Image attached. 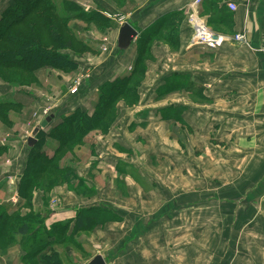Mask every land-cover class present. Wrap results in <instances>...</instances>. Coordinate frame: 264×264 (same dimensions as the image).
I'll return each mask as SVG.
<instances>
[{"label": "crops", "instance_id": "0c3cea01", "mask_svg": "<svg viewBox=\"0 0 264 264\" xmlns=\"http://www.w3.org/2000/svg\"><path fill=\"white\" fill-rule=\"evenodd\" d=\"M194 2L136 0V6L125 15V21L138 33L167 15L173 19L172 15L183 11L184 18L178 26L176 48L164 40L154 42L151 50L155 57L147 63L139 102L122 110V117L109 132V153L105 156L97 152L99 163L95 162L93 169L88 167L98 173L110 170L116 181L126 178L131 199L134 197L143 203L150 199L144 204L130 203L129 208L120 204L112 207L90 205L104 207L120 217L111 221L120 229V235L114 239L115 247L106 253L99 252L108 264H264V53L261 52L264 0L201 1L199 12L216 32L229 36L246 32L249 40L248 44L228 41L217 50L190 47L191 29L185 18ZM230 3L236 4V10L230 9ZM126 51L127 58L120 63L119 75L132 69L137 58V43ZM46 69H41L39 74L45 75ZM175 74L188 76L196 87L170 89L166 93L162 89L165 79ZM103 82H99L97 91ZM10 91L0 85V101L6 95L25 106L33 104L28 95ZM84 105L79 103L74 108H84ZM169 107L176 116L165 118L162 111ZM57 118L56 115L52 123ZM51 140L47 141L48 145L55 148L57 144ZM194 143L201 144L206 162L212 165L214 160L212 167L217 169L211 170L212 174L220 173L224 178L236 172L240 174L241 191L237 200L226 196L230 192L226 188L230 182L199 185V176L206 173V168H199L191 155L184 154L186 149H182ZM136 149L142 152L141 161L129 156L130 151L133 153ZM154 161L173 163L182 176L189 177L191 186L185 189L178 186L176 199L170 198L161 184L158 189L155 187L153 180L158 175L149 167ZM136 177L141 184L136 183ZM143 178L147 179L143 182ZM201 190L215 199L223 195L224 203L245 205L242 209L244 225L233 232L239 240L231 244L220 239L228 235L223 230L202 229V217L214 227L223 218L217 212L206 216L194 198L186 199L187 194L199 196ZM158 199V202L151 201ZM76 209L53 210L46 225L49 227L64 220L74 222ZM102 230H96L98 236ZM212 236L215 237L214 246L208 240ZM226 245H230V249L225 250ZM92 258L82 264H88ZM1 259L0 264H7Z\"/></svg>", "mask_w": 264, "mask_h": 264}, {"label": "rangeland", "instance_id": "374dc122", "mask_svg": "<svg viewBox=\"0 0 264 264\" xmlns=\"http://www.w3.org/2000/svg\"><path fill=\"white\" fill-rule=\"evenodd\" d=\"M10 1L11 0H0V12L9 5ZM53 1L56 2L57 11L60 14L57 16V12L55 13V11H53L55 17L53 20L54 23H63V17H67V15H71L74 12L76 13L79 8L84 12L102 8L109 13V16H114V18L112 17L113 24L110 26H99L85 20L83 17L79 18L72 16L67 19V21H64L66 22L63 24L66 28L65 31L63 29L65 36H61L62 41H60L57 36L52 37V28L49 30L44 26L42 21H38L40 38L44 44L49 47H55L59 49L62 54L69 56L76 62V67H72L68 71L48 68V70H45V75H41L39 71L46 68L42 67L38 71L37 77L29 73H21L20 71L14 70L0 71V85L3 88L6 90L10 89L12 93L14 91H17V93L20 92L21 94L24 93L23 95H28L27 98L33 103L30 106H25L23 103V107H13L9 109L8 117L10 122L0 118V144L8 146L5 152L0 153V183H4L0 191V203L11 206H15L20 200L18 184L19 179L23 176L27 162L29 161L31 149L28 145V137L32 135L34 128L40 126L42 121L51 115L58 116L57 122L61 120L63 115L70 114L76 109H85L91 114L98 102L99 90L97 91L96 88H98L99 82H103V79L105 80L104 82H106L109 78L117 74L120 76V63L127 58V51H120L118 48L117 40L120 33L119 27H121L126 20L125 15L130 13L133 6H136V0ZM71 3L79 8H76V10L70 9L68 4ZM70 27L76 33V37L80 40L83 39L92 49L83 44V42L79 44L74 39L75 35H72V31L69 29ZM163 31L165 32L166 29ZM70 37L73 38L71 46L67 45L68 47H66ZM135 40L133 41V45L137 43ZM158 40L163 39L157 38L154 42ZM154 57L155 56L151 53L146 61V72L142 79V83L147 75V63L153 60ZM138 77L139 76H136V79ZM142 83L140 84L141 86ZM77 87H79V90L73 93V90L77 89ZM16 98L24 99V96L16 95ZM8 99L9 97L5 95L3 100ZM138 102L128 98L119 99L114 106L115 117L109 126L92 130L85 137L83 143L67 148V150L58 157V159H60L61 168H66V172H68L66 177H62V175L65 174L64 169L63 173L59 170L51 169L48 174H45L43 177L46 180L44 188L34 189L31 198L32 206L30 205L22 208L21 214L31 215L39 212L43 217L46 216L47 221L53 210L58 212L59 210L73 207L79 210L92 207L90 205L98 206L101 204L107 205L108 207L120 204L125 206V208H129L130 203L142 204L143 202L137 201L138 199L134 197L131 199V197H129V185H127L125 181L126 178H119V181H116V179L114 180L111 176L113 172L110 170L100 173L94 170H88L89 166L92 168L94 163L98 162L96 158L100 156L97 155V152L101 151L100 154L105 156L109 153L110 143L107 141L109 132L113 124L118 122L122 117V110L127 109V106L134 107ZM79 103H85L84 108H74L75 105ZM52 122L53 121H51L50 124ZM56 122L51 125L48 124L42 129L48 131L49 125L52 127ZM40 136L41 135L36 136L37 139H41L39 141V150H44L47 156H52L55 148L48 145L47 141L50 138L46 139L44 136ZM53 142L55 143V141ZM182 149H186L184 154L188 156L191 155L193 162L199 168L200 166L206 168V173L199 176V185L206 187L207 183L211 182H230L229 186L226 187L227 189L229 188L228 190H230V192L226 196H231L233 200H237L241 191L239 190V181L241 178L239 173L236 172L234 173L235 175H230L226 178L220 173L212 174L211 170L215 168L212 167L215 165L214 160L213 163L210 161L212 165L206 162L205 152L201 144H187L182 146ZM129 156H133L134 159L139 161L143 158L140 149L134 150L133 153L130 151ZM196 156L197 159L195 160ZM121 164L124 163L121 162ZM145 166L147 167V165ZM149 167L156 176L158 175L157 179L153 180L156 184L155 187L158 189L161 184L163 189L169 192L170 198L173 196V198L176 199L175 195L178 192V186H183L184 189L185 186H191L189 177L186 175L182 176L181 171L174 167L173 163L169 164L168 162L154 161L152 164L149 163ZM210 178L212 179L211 181ZM146 179L143 178L141 181L144 182ZM135 181L137 184L140 183L139 177H136ZM203 186H201V188ZM190 196L191 194L185 195L186 199L194 198L196 202H198L197 204L200 205L203 214L209 216L211 212H217L218 216L223 218L222 221H218L216 227H214L206 217H202L201 225L203 226V230H212L214 232H216L217 229L219 231L223 230L224 233L228 235L225 234L227 236L220 239L228 241L231 244L240 239H238L237 235L234 236L233 232L235 230L236 233L238 230L242 229L244 225L242 216L243 206L245 207L244 204L224 203L223 195L217 196V199H215L216 197L210 196L206 190H201L199 196ZM221 197L222 199H219ZM148 200L150 201L148 198L145 202H148ZM151 201L158 202L159 199ZM203 214L202 216H204ZM112 215L115 216L113 213ZM107 216L110 215L108 214ZM118 226L119 225H112L111 221H106L102 225H97L96 227L88 229V231H79L74 235L71 241L52 245L47 249V253H51L52 249H54L57 251L63 264H82L90 257L94 258L99 252L106 253L108 249L115 247L114 239L120 235ZM99 228H103L102 232L99 231L101 236H98L96 232ZM123 230L125 231L126 229L124 228ZM28 237H22L20 241L14 246L4 250L3 253L0 251L1 261L3 262L6 260L7 264H39L38 260L26 261L23 259V254L25 253L24 244H26V241L32 244L31 239L29 240ZM61 237L63 238L64 235ZM214 238L215 237L212 236L211 239H208L211 241V244L215 242ZM229 246L230 245H226L225 250L230 249Z\"/></svg>", "mask_w": 264, "mask_h": 264}, {"label": "trees", "instance_id": "16d2710c", "mask_svg": "<svg viewBox=\"0 0 264 264\" xmlns=\"http://www.w3.org/2000/svg\"><path fill=\"white\" fill-rule=\"evenodd\" d=\"M68 7L74 10L79 8L72 3L68 4ZM79 9L76 13L61 17L63 23L60 24L59 22H53L55 18L53 11L57 12V16L59 14L57 4L53 0H11L9 5L0 12V71L14 70L37 77V73L42 67L57 68L64 71L76 67V62L69 56L62 54L55 47H49L44 44L40 38L38 21H42L49 30L52 28V37L57 36L60 41H62L61 36H65L64 31L66 28L63 24L66 22L64 21H67L72 16L83 17L85 20L99 26H110L113 24L114 16H109V13L102 8L88 12H84L81 9L80 11ZM183 14V11L176 13L172 15L173 19L167 15L149 29L139 33L136 41L137 58L132 69L125 75L117 76L99 85L98 102L91 114L85 109H76L70 114L63 115L60 121H57L56 124L49 128L48 132L44 131V129L40 130L38 133V135H41L40 137L44 136L46 139H52L57 146L54 149V154L47 156L44 150H39V141L41 139H37L34 146L29 145L31 149L29 161L18 184L20 200L15 206L0 203L1 253L14 246L22 237L29 236L28 239H31L32 244L27 241L24 244L25 253L23 254V259L26 261L38 260L39 264H63L56 250L52 249L51 253H47V249L55 243L71 241L79 231H88V229L102 225L106 221L120 219L117 214L115 216L112 215V211L104 207H91L77 210L74 222L73 220H64L48 227L46 225V216L43 217L41 213L22 215L21 211L25 206H32L31 198L34 189L44 188L46 180L43 177L51 169L59 170L61 173H63L64 169L65 174L62 177H66L68 172H66V168H61L58 157L67 148L83 143L85 137L92 130L109 126L115 117L114 106L119 99L128 98L135 102L139 101L140 84L146 72V61L152 53L151 49L154 40L162 38L164 41L169 42L171 46L176 47L179 37L178 26L184 18ZM185 22L187 27H189L187 15ZM69 29L72 31V35H75L74 39L79 44L83 42V44L92 49L83 39L80 40L76 37V33L71 27ZM164 29H168L167 34H164ZM72 40L73 38L70 37L66 47H68L67 45L71 46ZM136 76L139 77L136 79ZM164 84L162 89L166 93L170 89L188 88L192 90L196 87L188 76H179L178 74L168 76ZM23 106L24 104L16 99L0 101V118L10 122L8 110L13 107ZM162 113L165 118L176 116V113L172 112L170 107L163 110ZM7 149L8 146L0 144V153L5 152ZM3 186L4 183L1 182L0 191ZM108 214L110 216H107ZM62 235H64L63 238L61 237Z\"/></svg>", "mask_w": 264, "mask_h": 264}, {"label": "built area", "instance_id": "2783aa9c", "mask_svg": "<svg viewBox=\"0 0 264 264\" xmlns=\"http://www.w3.org/2000/svg\"><path fill=\"white\" fill-rule=\"evenodd\" d=\"M201 1L202 0H195V2L191 5V10L187 15V23L191 29L190 47L200 46L208 50H217L221 48L225 42L228 41H232L237 44L249 43L246 32H238L237 34L231 36L225 34L222 35L216 32L211 26H209L198 9ZM229 7L231 10H236L237 8L235 3H230ZM261 39V52L264 53V31L262 33ZM78 90L79 87H77V89H74L73 93H76Z\"/></svg>", "mask_w": 264, "mask_h": 264}, {"label": "water", "instance_id": "95a60500", "mask_svg": "<svg viewBox=\"0 0 264 264\" xmlns=\"http://www.w3.org/2000/svg\"><path fill=\"white\" fill-rule=\"evenodd\" d=\"M138 31L136 28L132 26V24L128 21H124V23L120 27V33L118 36V48L121 51H125L129 48L133 41L138 37ZM55 116L51 115L44 119L40 126L34 128L32 135L28 138V145L34 146L37 141L36 136L40 132L42 128H45ZM88 264H108L106 258L102 256V254L98 253L92 258Z\"/></svg>", "mask_w": 264, "mask_h": 264}]
</instances>
